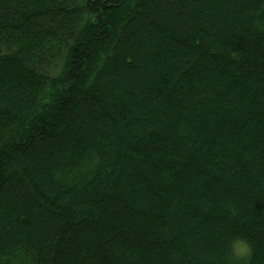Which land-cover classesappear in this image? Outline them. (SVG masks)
Returning <instances> with one entry per match:
<instances>
[{
    "label": "trees",
    "instance_id": "16d2710c",
    "mask_svg": "<svg viewBox=\"0 0 264 264\" xmlns=\"http://www.w3.org/2000/svg\"><path fill=\"white\" fill-rule=\"evenodd\" d=\"M232 236L264 264V0H0V264Z\"/></svg>",
    "mask_w": 264,
    "mask_h": 264
},
{
    "label": "clouds",
    "instance_id": "9594fccd",
    "mask_svg": "<svg viewBox=\"0 0 264 264\" xmlns=\"http://www.w3.org/2000/svg\"><path fill=\"white\" fill-rule=\"evenodd\" d=\"M252 254L250 242L241 236H232L226 241L225 264H247Z\"/></svg>",
    "mask_w": 264,
    "mask_h": 264
},
{
    "label": "rangeland",
    "instance_id": "374dc122",
    "mask_svg": "<svg viewBox=\"0 0 264 264\" xmlns=\"http://www.w3.org/2000/svg\"><path fill=\"white\" fill-rule=\"evenodd\" d=\"M58 61V60H55V62ZM54 62L53 65L49 66V68H47V73H50V74H54L56 72L55 70V67H56V63Z\"/></svg>",
    "mask_w": 264,
    "mask_h": 264
}]
</instances>
